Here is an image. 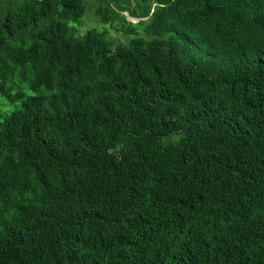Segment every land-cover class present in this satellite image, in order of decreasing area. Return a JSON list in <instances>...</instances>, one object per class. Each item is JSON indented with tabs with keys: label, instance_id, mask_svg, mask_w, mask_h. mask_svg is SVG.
Returning a JSON list of instances; mask_svg holds the SVG:
<instances>
[{
	"label": "trees",
	"instance_id": "16d2710c",
	"mask_svg": "<svg viewBox=\"0 0 264 264\" xmlns=\"http://www.w3.org/2000/svg\"><path fill=\"white\" fill-rule=\"evenodd\" d=\"M0 264H264V0H0Z\"/></svg>",
	"mask_w": 264,
	"mask_h": 264
},
{
	"label": "rangeland",
	"instance_id": "374dc122",
	"mask_svg": "<svg viewBox=\"0 0 264 264\" xmlns=\"http://www.w3.org/2000/svg\"><path fill=\"white\" fill-rule=\"evenodd\" d=\"M89 27H98L99 29H106V26L101 25L98 22V18L97 16L94 15L93 11L91 10V7H87V11L85 13V16L82 19V22L80 24V26L77 27L78 32H80V34L84 33L86 31V29H88ZM112 36H117V34L115 33H110Z\"/></svg>",
	"mask_w": 264,
	"mask_h": 264
}]
</instances>
